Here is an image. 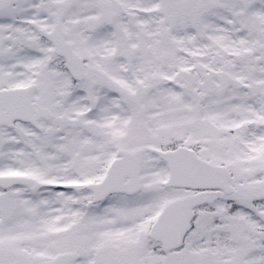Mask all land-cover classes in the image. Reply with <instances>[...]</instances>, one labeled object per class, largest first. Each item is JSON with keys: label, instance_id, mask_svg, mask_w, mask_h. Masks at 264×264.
Instances as JSON below:
<instances>
[{"label": "snow or ice", "instance_id": "obj_1", "mask_svg": "<svg viewBox=\"0 0 264 264\" xmlns=\"http://www.w3.org/2000/svg\"><path fill=\"white\" fill-rule=\"evenodd\" d=\"M0 264H264V0H0Z\"/></svg>", "mask_w": 264, "mask_h": 264}]
</instances>
